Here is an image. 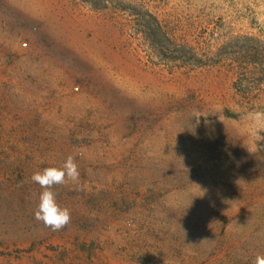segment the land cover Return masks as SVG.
I'll return each mask as SVG.
<instances>
[{
    "label": "rangeland",
    "instance_id": "obj_1",
    "mask_svg": "<svg viewBox=\"0 0 264 264\" xmlns=\"http://www.w3.org/2000/svg\"><path fill=\"white\" fill-rule=\"evenodd\" d=\"M109 1L0 0V264H254L264 0ZM145 11L204 65L138 34ZM69 155L52 231L31 176Z\"/></svg>",
    "mask_w": 264,
    "mask_h": 264
},
{
    "label": "clouds",
    "instance_id": "obj_2",
    "mask_svg": "<svg viewBox=\"0 0 264 264\" xmlns=\"http://www.w3.org/2000/svg\"><path fill=\"white\" fill-rule=\"evenodd\" d=\"M79 179V167L71 155L60 167H46L42 171L34 172L31 181L42 189L39 194V203L34 212V219L42 222L52 231L64 229L71 222V213L68 208H62L58 204L56 193L52 189L56 185H65L69 181L78 183ZM254 264H264V256L257 255Z\"/></svg>",
    "mask_w": 264,
    "mask_h": 264
},
{
    "label": "trees",
    "instance_id": "obj_3",
    "mask_svg": "<svg viewBox=\"0 0 264 264\" xmlns=\"http://www.w3.org/2000/svg\"><path fill=\"white\" fill-rule=\"evenodd\" d=\"M83 3L91 6L94 10H106L109 9L111 4L109 0H81ZM116 2L123 3V0H114ZM120 11H129L126 7L116 8ZM131 12V11H129ZM139 29L137 33L141 34L144 39L149 41L152 45L165 49L170 52H174L173 56L170 57L172 62H192L194 65L203 66L204 63L200 55L188 48L185 45H177L175 36L170 33L165 26L158 20L156 16L148 11H145L138 23ZM176 51H172V49Z\"/></svg>",
    "mask_w": 264,
    "mask_h": 264
}]
</instances>
